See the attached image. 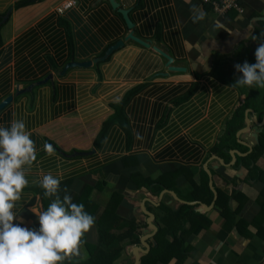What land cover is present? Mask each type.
I'll use <instances>...</instances> for the list:
<instances>
[{"label":"crops","instance_id":"0c3cea01","mask_svg":"<svg viewBox=\"0 0 264 264\" xmlns=\"http://www.w3.org/2000/svg\"><path fill=\"white\" fill-rule=\"evenodd\" d=\"M18 1L0 0V102L14 96L0 110V125L23 119L36 148V159L26 166L29 183L17 202L24 225L36 226L52 199L39 186L50 172L61 179V197L101 182L102 189H93L89 198L98 205L94 216L101 230L111 227L116 236L127 228L113 218L106 221L102 213L119 192L117 217H134L139 234L114 242V250H121L115 264H264V149L255 160L259 171L243 161L236 166L254 151L264 131V88L236 85L241 74L233 67L255 62L254 50L264 39V0H241L245 12L230 10L225 16L199 0H118L130 9L134 33L160 46L172 56V65L185 70L169 71L164 56L129 39L107 59L65 73L67 63L101 57L124 38L130 29L123 15L108 0H74L64 12L58 8L68 0L16 6ZM48 75L46 82L17 93ZM124 99L125 118L116 120L96 145L103 123ZM237 124V145L227 161L215 149L225 145L228 126ZM204 171L216 196L211 202L189 200L205 180ZM135 173L140 177L133 178ZM170 173L178 190L167 187L159 195L135 181ZM220 193L229 197L231 222L216 203ZM184 203L210 223L198 224L180 244L176 235L159 230L169 212ZM99 225L95 221L78 254L62 264L107 252Z\"/></svg>","mask_w":264,"mask_h":264},{"label":"clouds","instance_id":"9594fccd","mask_svg":"<svg viewBox=\"0 0 264 264\" xmlns=\"http://www.w3.org/2000/svg\"><path fill=\"white\" fill-rule=\"evenodd\" d=\"M252 40L257 36L252 35ZM254 57V63L234 64L241 74L236 85L264 88V39ZM45 148L51 151V145ZM35 159L34 141L23 119L12 120L7 127L0 125V264H62L67 256L78 254L82 237L95 223L83 204L73 202L66 191L62 197L58 194L61 179L48 172L39 186L52 199L37 216L36 226L24 225L17 202L29 183L26 166Z\"/></svg>","mask_w":264,"mask_h":264},{"label":"trees","instance_id":"16d2710c","mask_svg":"<svg viewBox=\"0 0 264 264\" xmlns=\"http://www.w3.org/2000/svg\"><path fill=\"white\" fill-rule=\"evenodd\" d=\"M34 0H21L18 1L16 3V6H22L24 4L27 3H31ZM207 7L211 8L210 4H206ZM212 10V8H211ZM233 11V10H231ZM106 49L102 51V53L100 55H104ZM42 80V79H41ZM39 81V80H38ZM42 84V83H41ZM131 93V92H130ZM125 103V99L120 101L118 104L115 105V109L116 111L103 123L101 130L99 131L97 137H96V145H99L102 143V141L104 140V137L106 135H108L109 133V128L110 126L119 119H124V113H123V105ZM242 113H240L241 115ZM238 116V115H236ZM241 126V125H240ZM240 126L237 124L235 126L233 125H229L228 128L225 130L224 132V138H225V145L223 146H219L215 149V152H218V154L224 155L226 157V160L229 159L227 156L229 155V150L230 148H232L234 145H237V141L235 138V133L237 132V130L240 128ZM233 139V144L230 142V140ZM242 149V151H246V148L243 147L242 145H239ZM264 149V131L259 135V142L257 143L256 148L254 149V151H252L249 155L241 157L240 160L236 163V166L238 167L239 164L241 163L240 161H243V163L248 167L251 168L252 172H257L259 171V168L257 165H255V160L257 159L256 157L262 152V150ZM126 160H129L130 158H125ZM132 159H137L136 157L132 158ZM124 160V159H123ZM228 161V160H227ZM252 164V165H251ZM181 169V168H179ZM182 169H187V168H182ZM188 175L186 176L187 178L192 179V173L190 171H187ZM205 173V180L202 182L201 186H197L196 184V189L194 190V192L191 194L190 199L189 200H197V199H201L205 202H208L213 199L214 193L211 190L209 184H208V175L207 173L204 171ZM135 177H140V175L138 173H135L133 175V178ZM176 175L175 174H167L163 177H159L157 179H152V178H143L141 177V180L138 181L137 179L135 180L137 182V187L141 188V187H146L152 194L154 195H159V193L167 187L170 188H176L178 190V188L175 185H171V183L173 184V182H175L176 180ZM102 183H97L95 185V187H87L86 189H84L82 192H80V194L71 196L72 197V201L76 202V203H81L84 205V209L89 212L91 215L94 216V214L96 213V211L98 210V205H96L90 198V194L93 191V189L97 188V189H102ZM174 186V187H173ZM205 193L207 194V197H202V194ZM120 194L119 192H115L111 198V201L106 205L105 208H103V213H102V217H104V219L110 220V219H115L118 220L117 222H121L122 225L121 227H126L127 230L124 231L125 233H123V235H112L111 234V227L109 228H104V230H101L103 227H101V225H99L100 219L95 218V221L97 222V224L100 226V237L102 236V238L105 240L106 247H107V252L101 254V256H95L97 254H95L94 256H92V258H90L88 261L86 262H70L68 261L67 264H115V260L117 259L119 253H120V249L117 248V250L113 248V246L115 245L114 242L118 241L121 238H125V237H129V236H133L134 238H138V228H139V224L136 222V219L134 217L130 218V219H122V218H118L117 217V213H116V207L117 204L119 203V199H120ZM229 200V197L220 193L216 199V203L220 206H222V213L226 216L227 218V222H231V220L234 219V213H231L228 208H227V201ZM162 204H160L161 206ZM194 205H190V204H186L184 203L178 210L176 211H170L169 215L166 216L165 218V227L159 230V234H167L168 232L176 235L177 238H175L176 240L179 241V243L183 244V242L185 241V235L188 232H191L194 230V228L200 224V225H206L210 223V220L207 219L202 213L196 211L194 208ZM227 210L229 211V213L227 212ZM169 211V210H168ZM190 223L191 226L188 227L187 224ZM104 226V225H103ZM120 227V228H121ZM179 232H182L184 236L182 235H178ZM137 233V234H136ZM133 238V240H134ZM88 242H86L87 244ZM120 250V251H119ZM143 264V263H142ZM145 264V263H144Z\"/></svg>","mask_w":264,"mask_h":264},{"label":"water","instance_id":"95a60500","mask_svg":"<svg viewBox=\"0 0 264 264\" xmlns=\"http://www.w3.org/2000/svg\"><path fill=\"white\" fill-rule=\"evenodd\" d=\"M111 4V6L113 7V9H116L117 11H119L122 15L123 18L126 22L127 27L130 29V31L127 33V35H125L124 38L119 39L118 41H116L114 44L110 45L107 50L105 51L104 55L101 57H96L93 60H87V61H71L69 63H67L63 69V73H65L67 71L68 68L73 67V66H90L92 65V63L98 62V61H102L105 60L109 57L110 54H112L115 50L119 49L120 47L124 46L125 42L128 41L129 39L138 42L139 44L145 46V47H152L155 51H157L159 54H161L162 56H164L167 59L166 65L170 70H175V71H184L185 68L184 67H178V66H174L172 65V61L173 58L171 55H169L165 50H163L160 46L155 45L152 43L151 40L148 39H143L139 36H137L134 33V22L132 21L131 17H130V9L129 8H125L121 5V3L118 0H108ZM168 72H162L161 74L163 75H167L169 74ZM48 78H50V75H48L46 78L30 83L27 87L23 88V89H19L17 88V93L26 91V90H31L36 84H41L44 83L48 80ZM14 96L13 95H9L7 96L4 100H2L0 102V110L2 108H4L7 104H9L12 100H13ZM234 153H239V151H233L232 154L234 155ZM206 170L208 172V174L211 176V171L209 168L206 167ZM211 188L214 191V194L216 196V191L215 188L213 187L212 183H211ZM195 203V202H194ZM149 216L151 215V217L153 216L150 212H148ZM150 222V220H149Z\"/></svg>","mask_w":264,"mask_h":264},{"label":"built area","instance_id":"2783aa9c","mask_svg":"<svg viewBox=\"0 0 264 264\" xmlns=\"http://www.w3.org/2000/svg\"><path fill=\"white\" fill-rule=\"evenodd\" d=\"M203 4H210L214 12L225 16L230 10H234L239 14L245 12V8L241 0H199ZM75 5L74 0L64 2L58 9L64 12Z\"/></svg>","mask_w":264,"mask_h":264},{"label":"rangeland","instance_id":"374dc122","mask_svg":"<svg viewBox=\"0 0 264 264\" xmlns=\"http://www.w3.org/2000/svg\"><path fill=\"white\" fill-rule=\"evenodd\" d=\"M151 48V47H150ZM245 59H247V58H245ZM247 62H249L248 60H246ZM255 61V60H254ZM39 86V85H38ZM37 87V86H36ZM35 88V87H34ZM254 88V87H253ZM256 88V87H255ZM257 89V88H256Z\"/></svg>","mask_w":264,"mask_h":264}]
</instances>
